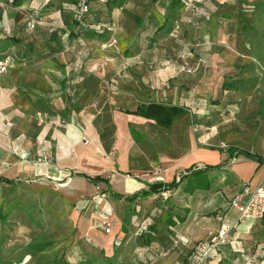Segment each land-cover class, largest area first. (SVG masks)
I'll use <instances>...</instances> for the list:
<instances>
[{
  "label": "rangeland",
  "instance_id": "374dc122",
  "mask_svg": "<svg viewBox=\"0 0 264 264\" xmlns=\"http://www.w3.org/2000/svg\"><path fill=\"white\" fill-rule=\"evenodd\" d=\"M28 2L14 5L12 0H0V61L6 65L0 71V135L16 145L11 157L29 158L21 151L28 118L29 132L34 135L39 132V114L45 123L56 126V120L64 128L73 112H84L79 108L89 98L90 131L98 133L99 141L73 145L76 150L62 158L70 173L56 180L44 171L14 175L8 171L12 164L0 159V175L15 180H0L2 263L143 264L147 260L153 264V250L139 244L144 242L142 233L155 225V212L159 213L170 191L129 202L113 196L103 183L89 182L81 172L109 175L115 190L131 194L138 181L121 171L153 178L152 169L163 170L164 155L177 156L171 151V138L174 147L184 146L186 133L200 146L226 149L219 146L225 142L264 154V117L256 114L263 108L264 115V0H185L174 12L169 32L151 49L133 43L139 31L135 24H140L133 10L120 16L113 27L101 25L102 38L108 39L102 49L110 57L101 68L93 69L152 73L153 87L142 92L140 100L187 108L168 131L147 119L123 117L116 111L128 105L121 103L126 96L113 90L114 81L98 77L93 89L98 92L92 96L81 86L80 92H67V62L76 58L77 41L65 36V46L56 55L36 48L48 34L49 24H57L59 11L52 15V10L34 9ZM242 12L250 18L251 28L237 31ZM12 32L27 34L34 49L5 38ZM100 52L94 53L106 55ZM37 98L48 109L35 104ZM128 124L143 133L146 141L137 143ZM46 150L49 154L39 156L45 166L53 161L52 147ZM39 157L32 161H40Z\"/></svg>",
  "mask_w": 264,
  "mask_h": 264
},
{
  "label": "crops",
  "instance_id": "0c3cea01",
  "mask_svg": "<svg viewBox=\"0 0 264 264\" xmlns=\"http://www.w3.org/2000/svg\"><path fill=\"white\" fill-rule=\"evenodd\" d=\"M50 1L52 2L54 0H29L28 6L30 5V7L39 10L50 9L53 12L52 15H56L55 13H57V11L55 12L54 8L51 9L52 7H47V4ZM143 1L145 0H122L121 4L112 7L110 12L111 23H109L108 26L113 27L114 23L118 24L120 16L126 15L125 13L130 14L133 10V13H136V15H139L142 18V21L140 22L142 25L138 26L142 28L146 21L145 15L147 12L155 11L159 12L161 15L165 14L166 5L170 0H160L152 9H147ZM106 2L107 0H91V11L101 12L104 15L108 12ZM58 15L56 22L60 25L62 23V18L59 19L61 17L60 13H58ZM113 16H116V19H114ZM100 27L101 26L99 25L98 29ZM100 32V29H95L94 32L82 34L80 35L79 40H75L77 41V46L75 45L77 52L76 58H72H75L76 60L79 59L81 65L83 64V67L86 70L82 75L80 84L83 83L84 90H86V92L88 91V94H92L93 87L86 86L85 79L100 77V79H105L107 82L111 80L113 84L116 82V84L113 85V90H116L122 94V96H126L124 97V100H122V104L130 105L133 101L138 100L142 92L146 90L150 91V87H153L151 80L154 79V77L152 73L146 74L145 72H131L128 70H117V72L102 71L101 69L94 70L101 68L100 64L110 57V52H107L106 48L102 49V44L106 41L108 43V39L102 38L104 35L100 34ZM140 39L141 41L139 42V39L136 38L133 43L140 46V43L145 41L144 38L142 40L140 37ZM108 48L111 47L109 46ZM99 49L101 50L100 53L103 52L106 53V55H96L94 52ZM72 58L67 62L68 66L71 63ZM80 58H82V61ZM76 63L78 62L76 61ZM150 75H152V77H150ZM152 91L157 92L158 90L155 89ZM112 101H115V99ZM90 104H92L90 98L84 104H81L79 109L82 108L85 113H82L80 110L73 112L70 116V121L67 122L64 128H60L56 120L53 121L56 122V126L53 123H49V121L41 124L37 121L39 132L35 135L29 132L28 123L31 118H28L26 131H23L25 139L21 144V151L27 154V157H29L27 159L18 158V160H13L11 152L13 153V151H15L16 145L14 144L13 146L8 143V139H3L0 135V143L2 142L4 144L0 146V157H2L0 159L3 163L12 164L11 166H8V171L14 173V175L20 176L32 173L37 175L44 171L49 177H52L55 180L59 179L62 175L65 176L70 173L69 171L66 172L69 169L65 166L64 161H62L63 156L74 152L76 148H73V145L83 141L84 137L92 143L99 141L98 133L90 131L92 124V118L89 117L91 116L89 113ZM116 111L120 112L123 117L127 115V117L131 116L139 119H147L167 131L168 129L171 130L172 125L181 118L176 119L171 127L167 128L160 126L153 117L127 113L124 110L119 109ZM9 122L11 124L12 122L14 123L13 119ZM130 127L138 132L137 135L139 139H136L134 135H132ZM87 128L89 131H86ZM128 130L131 137L137 143L140 144L144 140L146 141V136L133 124H128ZM12 131L14 132V129H12ZM184 136H186L184 139L186 140L184 146L178 144L177 147H174L175 144L171 138V151L177 156L173 157L172 155H164L165 159L162 161L164 164L163 170L155 171L152 169L153 178H141L138 177V174L137 176H134V174L128 170L121 171L122 174L133 176L138 181V185L136 184L137 186L131 194L146 188L147 183L158 181L169 182L174 177L179 178V174L181 172H186V169L190 166L197 165L202 167L205 164H217L223 162H225L226 165L208 172L210 181V186L208 188H199L192 193H188L184 190L186 183L185 180L179 185V187L170 189L166 203L162 205L165 208L163 209V207L160 206L159 213L155 212L154 227L156 228V232L150 235V238L152 239L151 243L146 244L145 242H141L139 245L143 246V249L145 250H153L152 254L155 257L153 264H176L185 260L187 254H189L198 240L207 239L212 236L216 233L221 223L228 218L233 223V226L228 233L227 242L217 251L212 252L209 262H218V264H264V218H249L241 220L238 218L237 210L230 205V199L236 193L240 192L246 184H249L254 188L260 183H264V163L259 164L256 160L242 154L232 157L230 156V151L220 150L216 147L200 146L197 142H192L190 138L187 137L189 136L187 133ZM49 137H52V139ZM181 139L183 140V138ZM48 147H52L51 157L53 161L45 166V162L42 161L39 156L46 152L49 154L50 151L46 150ZM19 156H21L20 153ZM36 156L39 157L40 161H36L37 158L35 161H32ZM103 175L109 178L111 187L114 191L121 193L124 196L131 195H125L123 191L120 192L115 190L111 177L109 175ZM252 183L255 184L253 185ZM161 193L162 191L151 195ZM169 202H172L173 204L169 206ZM179 216H183L184 219L178 221ZM171 219L176 221V223H170ZM106 238V236H103L102 239L105 241ZM127 241H131V238ZM158 250L164 251L159 253Z\"/></svg>",
  "mask_w": 264,
  "mask_h": 264
},
{
  "label": "trees",
  "instance_id": "16d2710c",
  "mask_svg": "<svg viewBox=\"0 0 264 264\" xmlns=\"http://www.w3.org/2000/svg\"><path fill=\"white\" fill-rule=\"evenodd\" d=\"M23 0H12L13 4H17L19 2H22ZM88 5L89 9L87 12L80 13V6L82 0H54L50 1L47 4V7L54 8L55 10H58L60 13V16L62 18V23L51 25L49 24V32L48 34H43L42 40L43 42L36 46V48H40L41 51L45 52L47 51L49 55H56L59 52H61L65 46V36H67V39H80V35L94 32L95 29L99 30V25L101 26H107L109 23H111V10L112 7L117 6L122 3V0H107L106 6L108 12L104 15L101 12H92L91 11V0H85ZM160 0H145L143 3L146 5L147 9H152L155 4ZM185 0H170L169 3L166 5V11L165 14L161 15L159 12L150 11L147 12L145 15V23L142 28L137 33L139 42L141 41L140 37L144 38L146 41H142L140 46H144L146 49H151L157 46V43L159 42L160 38L163 37V35L168 33L170 30V23L172 20V17L174 15V12L177 10V8L181 7L184 4ZM241 17V26L236 27L237 31H241L244 26L251 28V21L250 18L245 16L242 12ZM245 16V17H244ZM140 22L142 21V18L139 17ZM142 24H136V26H141ZM101 29V28H100ZM140 36V37H139ZM65 37V38H64ZM5 38L9 39L10 42L14 43H27L28 48L34 49V41L29 38V36L26 34L18 35L15 34V32H12L11 34L7 35L5 34ZM137 46V45H136ZM85 68L83 65L77 66L75 58H72V61L69 65V68L67 70V74L65 76V87L67 89V92H70L72 90L80 92L81 87L84 88L83 83L80 84V81L82 79V75L84 73ZM98 78H88L85 79L86 86L96 88L97 86ZM81 86V87H80ZM168 86H170L168 84ZM92 89V92H93ZM85 93H89L88 91L84 90ZM98 92L97 89L94 90L92 95H96ZM35 104H41V108L45 107L48 109V106L45 105L42 99L37 98L35 100ZM129 104V103H128ZM49 105V104H48ZM126 105V104H125ZM50 107V105H49ZM121 107V106H120ZM123 109V108H122ZM263 108H259L257 111V115H260L264 117ZM127 113H134V114H140L147 117H153L156 119V122L162 126V127H171L173 122L176 119H179L183 115L187 113V108L183 105L172 103V104H166L160 101L156 100H138L133 101L130 105H128L126 108L123 109ZM130 130L132 132V135L136 139H139L137 135V131L135 129H132L130 127ZM220 150H227L230 151V156L236 157L239 155H245L253 160H256L259 164L264 163V154L259 152H254L247 148H241L235 145H229L226 149H220ZM226 165L225 162L223 163H217V164H205L202 167H199L197 165L190 166L186 169V172H181L179 174V178L174 177L169 182H153V183H147V187L143 188L137 192H134L131 195L124 196L121 193H118L114 191L111 187V183L108 177H105L103 174H94L91 175L89 173L81 172L86 179L94 184L103 183L106 185L107 191H109L113 196L117 198H124L126 201L133 202L139 197H147L148 195H151L153 193L163 192L167 191L173 188L179 187V185L186 180L184 190L188 193L194 192L196 189L199 188H208L210 186V181L208 177V172L213 169H219L221 167H224ZM0 180L8 182V183H15V180L12 178H8L4 175H0ZM264 218V216H263ZM183 216L178 217V221L183 220ZM170 223H176V221H173L171 219ZM149 230L144 231L142 233L143 241L146 244H150L152 239L150 238V235L152 233L156 232V229L154 226H148ZM2 259L0 258V264L2 263ZM218 264V262H217Z\"/></svg>",
  "mask_w": 264,
  "mask_h": 264
},
{
  "label": "built area",
  "instance_id": "2783aa9c",
  "mask_svg": "<svg viewBox=\"0 0 264 264\" xmlns=\"http://www.w3.org/2000/svg\"><path fill=\"white\" fill-rule=\"evenodd\" d=\"M89 5L85 0H82L80 6V13L87 12ZM5 62L0 61V71L5 70ZM38 123H45L42 115L39 114ZM83 140L87 143L89 140L84 137ZM220 147L228 148L229 144L221 142ZM230 205L237 210L239 219L249 218H262L264 216V183H260L256 187L252 188L249 184H246L243 189L236 193L230 199ZM233 223L230 219L226 218L212 236L207 239L198 240L192 247L189 254H187L185 260L176 264H217L210 263L211 254L217 251L222 245L227 242V237ZM143 264H149L147 260H144Z\"/></svg>",
  "mask_w": 264,
  "mask_h": 264
}]
</instances>
